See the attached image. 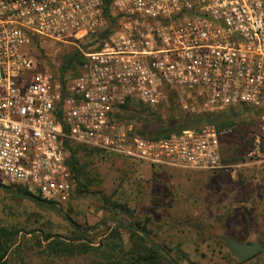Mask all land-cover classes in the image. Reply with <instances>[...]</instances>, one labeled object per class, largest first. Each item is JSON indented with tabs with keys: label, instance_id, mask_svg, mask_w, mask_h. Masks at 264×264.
Here are the masks:
<instances>
[{
	"label": "built area",
	"instance_id": "1",
	"mask_svg": "<svg viewBox=\"0 0 264 264\" xmlns=\"http://www.w3.org/2000/svg\"><path fill=\"white\" fill-rule=\"evenodd\" d=\"M0 0V184L66 204L77 187L65 142L129 161L217 171L216 125L150 140L113 114L127 101L153 111L174 95L190 116L249 106L259 112L249 158L264 161V0ZM98 50L79 44L100 37ZM73 46L85 62L62 74L34 49Z\"/></svg>",
	"mask_w": 264,
	"mask_h": 264
},
{
	"label": "rangeland",
	"instance_id": "2",
	"mask_svg": "<svg viewBox=\"0 0 264 264\" xmlns=\"http://www.w3.org/2000/svg\"><path fill=\"white\" fill-rule=\"evenodd\" d=\"M99 39L85 38L79 46L85 53L94 51ZM75 49L79 50L42 42V47L34 49V56L45 64L59 63ZM172 98L178 104L174 95ZM179 108L169 111L161 107L142 116L130 114L125 125L149 136L176 132L188 118ZM238 119L241 132L244 126L240 122L247 118L241 115ZM223 141L225 168L217 171L154 167L107 154L84 158L90 165L88 192L75 195L59 212L46 211L17 197L13 188H0V228L21 231L23 261L15 256L13 264H106L103 250L51 256L45 237L90 247H101L103 241L121 243L119 247L129 252L135 247L126 227L136 221L147 228L141 235L161 247V264H264V161L248 157L251 147L247 153L248 147L245 151L237 133ZM114 203L125 208H115ZM71 221L79 227L74 228ZM228 238L241 244H260L262 250L239 262L228 247Z\"/></svg>",
	"mask_w": 264,
	"mask_h": 264
},
{
	"label": "trees",
	"instance_id": "3",
	"mask_svg": "<svg viewBox=\"0 0 264 264\" xmlns=\"http://www.w3.org/2000/svg\"><path fill=\"white\" fill-rule=\"evenodd\" d=\"M105 11L108 17L111 20V26L116 25V20L110 16L111 7L113 4V0H104ZM112 32V29L107 30L106 33L100 36L99 40H104L109 33ZM100 47H97L98 50ZM85 59L82 53L79 50H73L63 57L61 61V73L67 74H76L78 68L83 65ZM171 106L168 108L169 111H174V109L179 108V105L173 102V98L170 100ZM181 110V108H179ZM182 111V110H181ZM139 112V113H138ZM148 112L154 113L153 110L148 108L147 106L139 103L138 101H127L124 105L119 107V110L115 111L113 114V118H115L120 124H125V118H130V114L140 115L146 114ZM186 113V112H185ZM126 114V115H125ZM244 115L247 119L241 120V124L243 130L241 132L237 129V121H239L238 117ZM187 123L183 122L179 125V129L176 132H169L162 136H149L147 132H143L139 128H134V132L140 134L141 136L150 139V140H161L168 139L174 134H181L182 131L186 129H193L197 132H201L206 125L214 124L218 128L220 132L231 131L228 132L223 139L226 138L227 135H235L237 133L239 137L242 139L244 143H242V147L247 148V153L249 151V147L253 146V138L250 136L252 130L256 129L257 118L259 117V112L249 106H237L231 107L224 110H220L218 112H201L194 116H187ZM135 117H132L134 119ZM142 121L138 119V121ZM248 120V121H247ZM133 126V125H132ZM224 142V141H223ZM223 142H222V155H223ZM66 146L71 152V157L69 160V164L72 170L76 173V179L78 183V187L75 188L72 192V196L69 202L66 204H60L55 201H48L41 197L39 194H34L29 192L28 190L15 185H1L0 188L4 190H8L13 188L16 191L15 195L17 197L27 199L32 202L35 206L42 208L49 212H59V208L70 203L75 195H83L88 192L90 185V165L88 161L84 162L85 159L94 158L95 156H100L102 154L112 155L101 151L99 149H94L91 147H87L85 145L73 144L70 142H65ZM241 149V148H240ZM84 153L85 156L83 158L80 157L81 153ZM237 156L238 153L236 152ZM116 156V155H114ZM119 157V156H117ZM127 159L125 157H121ZM82 159V160H81ZM133 162V161H132ZM233 162V161H231ZM138 163V162H134ZM225 163V161H224ZM142 164V163H139ZM155 167V166H154ZM84 180V181H83ZM115 208H125L121 203H114ZM74 228H78V224L72 222ZM126 229L130 232L131 242L134 244L135 249L129 252H125L119 246L121 243H109L104 242L100 245L101 247H90L88 245H77L75 242L63 241V240H51L52 237H45L46 242H48V249L51 252V256H55L57 258H61L64 256H73L76 253H86L89 250H94L96 253L101 252V255H104L103 259L106 264H161V247L155 244L153 241L142 236V233H147V228L142 226L141 221L132 222ZM20 230L18 228H0V264H13V257L19 256V259L23 261L24 253L22 252L20 241L22 237H20ZM78 241V240H77ZM95 248V249H94ZM146 250V254L144 255L143 251ZM162 258V257H161ZM174 264V262H172Z\"/></svg>",
	"mask_w": 264,
	"mask_h": 264
},
{
	"label": "water",
	"instance_id": "4",
	"mask_svg": "<svg viewBox=\"0 0 264 264\" xmlns=\"http://www.w3.org/2000/svg\"><path fill=\"white\" fill-rule=\"evenodd\" d=\"M228 247L239 262H245L257 256L262 247L260 244H241L233 239L226 240Z\"/></svg>",
	"mask_w": 264,
	"mask_h": 264
}]
</instances>
